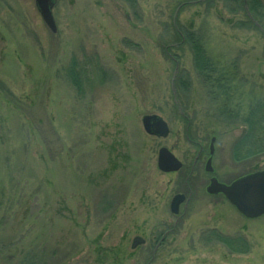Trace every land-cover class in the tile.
Masks as SVG:
<instances>
[{"label": "rangeland", "instance_id": "1", "mask_svg": "<svg viewBox=\"0 0 264 264\" xmlns=\"http://www.w3.org/2000/svg\"><path fill=\"white\" fill-rule=\"evenodd\" d=\"M260 1L255 30L228 0H56L52 33L34 0H0V82L12 95L0 90V264H147L165 234L151 264H264V215L244 218L204 188L210 146L211 175L226 185L264 170V157L231 160L241 128L214 126L191 53L171 42L173 24L196 32L242 85L230 92L241 117L264 99ZM72 63L80 89L65 75ZM174 76L189 87L173 96ZM152 114L166 138L144 133ZM160 147L180 171L157 169ZM177 193L180 219L169 211ZM136 236L144 244L131 249Z\"/></svg>", "mask_w": 264, "mask_h": 264}, {"label": "trees", "instance_id": "2", "mask_svg": "<svg viewBox=\"0 0 264 264\" xmlns=\"http://www.w3.org/2000/svg\"><path fill=\"white\" fill-rule=\"evenodd\" d=\"M126 1H129V3L132 4L135 2V0H125V2ZM198 1L202 2L207 7H210L211 5V0ZM228 1L235 5V12H243L246 16L245 21H238V26H242L243 28H245L246 25L247 27L253 28L255 30H258L260 26L262 28L260 21L255 16L262 7V3L260 0ZM179 6L182 8L183 3H179ZM229 12H231V9L229 10ZM172 33L173 34L171 42L176 44L174 46H187V49L192 56V65L196 77L201 80L204 87L208 88L210 96L212 95L211 104H213L215 108L212 111L211 119H213L214 123H216L214 126H222L220 124L222 121L227 122L229 123V125H231L230 130L241 128L240 133L236 138L232 140L230 148L231 160L236 163H248L264 157V99L256 100L254 102L252 101L247 106L244 105L241 111V117H239L240 114L238 115V113H233L232 110H230V106L231 100H233L234 97L233 95H230V92L231 90L238 92L240 86L242 85H239L237 82L229 79L225 71L218 70L217 64L214 63L207 55L206 48L203 45L201 38L196 34L194 30L184 28L182 26H178L176 28L173 24ZM169 49V46L163 47L164 56L169 58L173 65L177 67L178 63L174 59L175 57L171 58L168 57L167 54H165L167 53V51H169ZM68 68L69 69L65 72L66 77H68L72 81L77 89H80L79 71L75 68L74 63H72ZM183 81L184 80H182L180 76L173 77L171 81L173 96L175 95V93H179L181 85L183 86V88L189 87L188 80V84ZM0 90L3 91V93L5 92L8 96H12L1 82ZM6 94L5 96H7ZM177 106L178 105L176 104V108H178ZM236 107L239 108L240 106L237 105ZM185 116L186 115H184V119L187 120Z\"/></svg>", "mask_w": 264, "mask_h": 264}, {"label": "water", "instance_id": "3", "mask_svg": "<svg viewBox=\"0 0 264 264\" xmlns=\"http://www.w3.org/2000/svg\"><path fill=\"white\" fill-rule=\"evenodd\" d=\"M56 0H34V5L46 27L56 32V25L52 9ZM141 126L145 134L157 138H166L169 134L167 123L157 115H144L141 117ZM212 155V149L210 151ZM156 167L162 173H174L181 168V162L165 147L157 151ZM206 171L210 172V159L206 163ZM209 194H221L236 211L247 219H256L264 215V170L242 176L229 185L218 183L211 179L207 188ZM184 196L174 195L169 203L171 214H177L179 205ZM143 244V239L134 237L130 248L135 249Z\"/></svg>", "mask_w": 264, "mask_h": 264}, {"label": "flooded vegetation", "instance_id": "4", "mask_svg": "<svg viewBox=\"0 0 264 264\" xmlns=\"http://www.w3.org/2000/svg\"><path fill=\"white\" fill-rule=\"evenodd\" d=\"M207 159H208V158H207ZM207 159H206V161H205V165H204V171H205V172H206L205 167H206ZM210 165H211V163H210ZM210 168H211V166H210ZM206 174H207L208 178H207V180H206V184H205V187H204V188H205V193L207 194V196H210V197H211V195H213V194H209V193L207 192V188H208V186H209V184H210L211 177H213V176L211 175V171H210V172H206ZM179 194H182V193H179ZM183 195H184V194H183ZM185 200H186V197H185V195H184V200H183V202L179 205V207H178V211H177V214L173 215V216H175L177 219H178V218L180 219L181 217L184 216L183 214L179 215V212H180V207H181V205L185 204ZM170 230H171V229H169V230L166 231V232H170ZM166 232H165V233H166ZM210 233H211V230H210ZM166 236H167V234H165L164 236L160 237V239H158V241L156 242L155 246L152 247L153 251H152L151 254H150V258L148 259L147 264H151V263H152V258L154 257L155 252H156V251L158 250V248L162 245V243L164 242ZM210 237H211V235H210ZM209 241H211V238H210ZM143 244H144V240H143Z\"/></svg>", "mask_w": 264, "mask_h": 264}]
</instances>
